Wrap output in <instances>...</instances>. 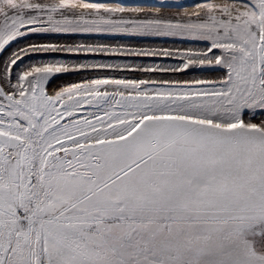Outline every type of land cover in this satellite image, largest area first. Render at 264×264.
Wrapping results in <instances>:
<instances>
[{
    "label": "snow or ice",
    "instance_id": "obj_1",
    "mask_svg": "<svg viewBox=\"0 0 264 264\" xmlns=\"http://www.w3.org/2000/svg\"><path fill=\"white\" fill-rule=\"evenodd\" d=\"M0 264H264V0H0Z\"/></svg>",
    "mask_w": 264,
    "mask_h": 264
},
{
    "label": "rangeland",
    "instance_id": "obj_2",
    "mask_svg": "<svg viewBox=\"0 0 264 264\" xmlns=\"http://www.w3.org/2000/svg\"><path fill=\"white\" fill-rule=\"evenodd\" d=\"M186 2H189V3H191V2H194V0H186Z\"/></svg>",
    "mask_w": 264,
    "mask_h": 264
}]
</instances>
